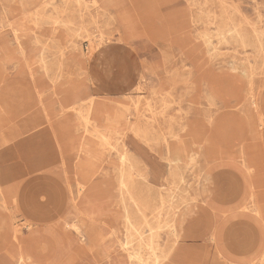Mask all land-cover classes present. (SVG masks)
I'll return each instance as SVG.
<instances>
[{
    "label": "rangeland",
    "instance_id": "374dc122",
    "mask_svg": "<svg viewBox=\"0 0 264 264\" xmlns=\"http://www.w3.org/2000/svg\"><path fill=\"white\" fill-rule=\"evenodd\" d=\"M88 3L0 0V264H141L124 252L141 231L127 211L135 225L141 211L152 220L141 232L156 253L175 241L180 264H235L264 234V157L257 140L236 145L250 137L246 116L264 135V47L253 33L264 31V0ZM227 25L248 41L224 42ZM250 68L256 109L231 108L227 83ZM123 168L134 201L118 191Z\"/></svg>",
    "mask_w": 264,
    "mask_h": 264
},
{
    "label": "bare ground",
    "instance_id": "6f19581e",
    "mask_svg": "<svg viewBox=\"0 0 264 264\" xmlns=\"http://www.w3.org/2000/svg\"><path fill=\"white\" fill-rule=\"evenodd\" d=\"M63 2V1H62ZM73 2L74 3H76V4H78V5H82L83 7H85L86 9H87V6H89V3H88V0H73ZM57 3H59V2H57ZM64 3V2H63ZM65 5V4H64ZM49 7V6H48ZM201 8V7H200ZM221 8V7H220ZM222 9V8H221ZM220 9V10H221ZM68 13V12H67ZM79 14H80V12H79ZM199 17V16H198ZM230 17V16H229ZM50 18V17H49ZM218 18V17H217ZM219 19V18H218ZM81 20V19H80ZM208 20V19H207ZM221 20V19H220ZM258 20V19H257ZM44 21V20H43ZM50 21V20H49ZM46 22V21H45ZM44 22V24H46ZM47 22H48V20H47ZM35 23V22H34ZM50 23V22H49ZM57 23V22H56ZM38 24H39V22H38ZM53 24V23H52ZM55 24V23H54ZM233 24V23H232ZM262 24V23H261ZM40 25H42L41 27H43V24H41L40 23ZM48 25V24H47ZM62 25V24H61ZM256 25H257V23H256ZM46 26V25H45ZM55 26V25H54ZM60 26V25H59ZM58 26V27H59ZM63 26V28L65 27V25H62ZM228 26V25H227ZM69 28H70V26H69ZM73 29V28H72ZM75 29H77V28H75ZM69 30V29H68ZM81 30V29H80ZM86 33V32H85ZM205 33V32H204ZM254 38H255V42L259 45V47L261 48V49H263V47H264V31H262V28H260V27H258L257 28V30H255L254 32ZM216 34V33H215ZM221 34L223 35V40H224V42H226V43H228V42H230V41H238V42H240L241 44H244L246 41H248L247 40V37H246V34L245 33H243L240 29H238L237 27H235V26H231V27H226L224 30H221ZM74 35V34H73ZM79 35V34H78ZM79 37V36H78ZM204 37V36H203ZM80 38V37H79ZM205 41V40H204ZM203 41V42H204ZM93 42V41H92ZM205 43V42H204ZM236 43V42H235ZM41 44V43H40ZM52 44V43H51ZM248 44V43H247ZM249 45V44H248ZM42 46V45H41ZM242 46H244V45H242ZM43 47V46H42ZM57 47V46H56ZM249 47V46H248ZM47 48V47H46ZM44 49V48H43ZM249 49V48H248ZM219 51V50H218ZM253 51H254V49H253ZM259 51V50H258ZM261 51V50H260ZM46 52V51H45ZM54 52V51H53ZM56 53V52H55ZM214 53V52H213ZM217 53V52H216ZM215 53V54H216ZM45 54V53H44ZM259 54V53H258ZM42 55V54H41ZM214 55V54H213ZM233 55H235V54H233ZM245 55H246V53H245ZM257 55V54H256ZM233 57V56H232ZM236 57V56H235ZM41 58H43V57H41ZM40 58V59H41ZM237 58H238V56H237ZM264 58V57H263ZM38 59V58H37ZM44 59V58H43ZM42 59V60H43ZM47 59V58H46ZM53 59V58H52ZM213 59V58H212ZM239 59V58H238ZM39 60V59H38ZM57 60V59H56ZM46 61V60H45ZM42 62V61H41ZM47 62V61H46ZM248 63H249V61H248ZM258 63H259V61H258ZM260 63H262V62H260ZM44 64H46V63H44ZM257 64V63H256ZM46 65H48V64H46ZM249 65V64H248ZM263 65V64H262ZM255 66V65H254ZM257 66V65H256ZM264 66V65H263ZM45 67H47V66H45ZM49 67H51L50 66V64H49ZM250 67H251V64H250ZM262 67V66H261ZM56 68V67H55ZM252 68V67H251ZM248 69V70H246V69H243L242 71H241V73L242 74H240V80H236L235 82H229V83H227L228 84V86H230L232 89H233V91H235L236 93H235V95L234 96H232L233 98H235V104L233 105V107H231V106H229V105H227V107L229 106V107H231V108H239V107H242L243 106V101H245L246 102V104L245 105H250V106H253L254 107V109L253 110H255L256 109V101L254 100V91H253V87H254V71L252 70V69ZM259 68V67H258ZM263 68V67H262ZM261 68V69H262ZM42 69V68H41ZM52 69H53V67H52ZM65 69V68H64ZM255 69V68H254ZM44 70V69H43ZM51 70V69H50ZM60 70V69H59ZM62 70H63V68H62ZM261 71V70H260ZM46 72H47V70H46ZM61 72V71H60ZM260 73V72H259ZM58 76V75H57ZM84 81L85 82H89L90 81V79H89V76L87 75L85 78H84ZM92 85V84H91ZM32 88L35 90L37 87H36V85L33 83L32 84ZM225 91V90H224ZM225 93H227L226 91H225ZM228 95V97L229 98H232L229 94H227ZM171 106V105H170ZM246 114V113H245ZM247 117V124H245V126L249 129V134H250V137L249 138H246L242 133H240L239 134V136H237V140H236V145L239 147V149L240 150H243L244 149V147H245V142H247L248 141V139L249 140H252V139H254V140H257L258 141V143H259V148H260V152H261V156L262 157H264V135H263V133H260V131L256 128V126H255V123L251 120V117L250 116H246ZM132 119H133V117H132ZM126 121H127V119H126ZM128 122H126V124H127ZM129 125V124H128ZM130 127V126H129ZM131 128H133V127H131ZM180 129V128H179ZM135 130V129H134ZM172 130V129H171ZM131 131H132V129H131ZM134 134V133H133ZM172 135V134H171ZM146 136H147V134H146ZM162 137V136H161ZM150 138V137H149ZM148 138V139H149ZM152 138V137H151ZM175 138V137H174ZM179 138V137H178ZM146 139H147V137H146ZM150 140V139H149ZM158 140H160L159 138H158ZM153 141V140H152ZM177 141V140H176ZM138 142V141H137ZM201 142H203V144L204 145H206L208 142H209V138L208 137H206V138H203V141H201ZM158 143V142H157ZM117 144H119V143H117ZM147 145V144H146ZM161 145V144H160ZM117 146V145H116ZM158 146V145H157ZM162 146V145H161ZM124 146L122 145V147H121V149L123 148ZM115 148V147H114ZM125 149V148H124ZM162 149V148H161ZM113 150V148L111 149V151ZM123 150V149H122ZM158 150V149H157ZM167 150V149H166ZM115 151H116V149H115ZM125 153V152H124ZM170 153H172V152H170ZM178 154V153H177ZM168 156V155H167ZM174 156H176V154L174 155ZM173 156V157H174ZM190 156H191V154H190ZM130 157V156H129ZM131 157H134V156H131ZM121 161L122 162H127V161H129V159L126 157V156H123V158H122V156H121ZM134 160H133V162H136L137 161V159L135 160V158H133ZM181 159V158H180ZM131 160V159H130ZM166 160V159H165ZM120 161V162H121ZM119 162V163H120ZM167 163H168V161H166ZM128 163V162H127ZM130 163V162H129ZM170 163V162H169ZM181 163V162H180ZM122 164V163H121ZM124 164V163H123ZM135 163H130V165H134ZM136 164H137V162H136ZM127 165V164H126ZM138 165H140V164H138ZM170 166V165H169ZM174 166V165H173ZM176 166V165H175ZM174 166V168H176ZM43 167V166H42ZM134 167H137V166H133V168ZM141 168V167H140ZM146 168V167H145ZM145 168H144V170H145ZM192 168V167H191ZM115 169V168H114ZM135 169V168H134ZM138 168H136V170H137ZM171 169H173V168H171ZM170 169V170H171ZM126 170H127V168H126ZM125 170V171H126ZM139 170V169H138ZM147 170V169H146ZM172 171V170H171ZM174 171V170H173ZM179 171V170H178ZM116 172H118V170L116 169ZM138 173L140 172V170L139 171H137ZM176 177H177V175L179 174L178 172H177V169H176ZM130 173V171H128V174ZM142 173H143V170H142ZM130 174H132V173H130ZM129 174V176H131ZM140 174V173H139ZM145 174V173H144ZM118 175V174H117ZM121 177H120V179H118L119 181H118V184L117 185H119V189H118V191H121V197L123 198L122 200H125V202H126V199H129V200H133L134 201V196L132 195V192H131V190L132 189H130L129 187H131L130 185H129V183L127 182V181H129L130 179H131V177H130V179H128V180H126L125 179V177L127 176L128 177V175H126L125 176V172H124V168H123V170L121 169L120 170V174H119ZM119 175H118V178H119ZM136 175V174H135ZM142 175V174H141ZM140 175V176H141ZM167 175H169V174H167ZM125 176V177H124ZM172 176H174V175H172ZM146 177V176H145ZM145 177H143V178H145ZM169 177V176H168ZM117 178V177H116ZM137 178V177H136ZM174 178V177H173ZM146 179V178H145ZM117 180V179H116ZM133 180H136V179H133ZM174 180V179H173ZM138 181H139V178H138ZM134 182H137V181H134ZM133 182V183H134ZM117 183V182H116ZM132 183V182H131ZM176 183V182H175ZM174 183V184H175ZM179 184H180V182H178ZM86 184L87 183H82V184H79V185H82L84 188H85V186H86ZM139 184H144V183H139ZM146 184H148V183H146ZM132 185V184H131ZM136 184H134V186H135ZM140 185V186H141ZM172 185V184H171ZM139 186V185H138ZM139 186V187H140ZM142 186H144V185H142ZM146 186H148V185H146ZM146 186H145V189H147L146 188ZM175 186H177V185H175ZM7 187L8 186H6V187H4V188H2V187H0V196H3V193L5 194V195H7ZM133 187V186H132ZM138 187V188H139ZM172 188V187H171ZM179 188V187H178ZM178 188H177V190H178ZM197 188V187H196ZM134 190H135V188H133ZM137 189V188H136ZM24 188H20L19 189V191H17V192H15L14 194H16V200H17V203L18 204H20V208H21V211L23 212V214L26 216V217H31L30 215H31V209H30V205H29V203H28V201L27 200H25V196L28 194V190L29 189H27V190H25ZM83 190V189H82ZM139 190H141V188L139 189ZM165 190V189H164ZM184 190V189H183ZM117 191V190H116ZM146 191V190H145ZM144 191V192H145ZM161 191V190H160ZM170 191V190H169ZM135 192H136V190H135ZM147 192V191H146ZM171 192V191H170ZM133 193H134V191H133ZM141 193V192H140ZM148 193V192H147ZM179 193H180V191H179ZM182 193H183V191H182ZM184 193H186V192H184ZM183 193V194H184ZM135 194V193H134ZM143 194V196H144V194L145 193H142ZM155 194V193H154ZM167 194L168 193H166V196H167ZM187 194V193H186ZM184 195V196H187V195ZM197 194V193H196ZM141 195V194H140ZM146 195V194H145ZM171 195V194H170ZM178 195V194H177ZM142 196V197H143ZM146 196H148V195H146ZM120 197V198H121ZM145 197V196H144ZM168 197H169V194H168ZM167 197V198H168ZM182 197H183V195H182ZM146 198V197H145ZM144 198V199H145ZM148 198V197H147ZM154 198V197H153ZM158 198V197H157ZM162 198V197H161ZM186 198V197H185ZM142 199V198H141ZM156 199V198H155ZM169 199H170V197H169ZM179 199V198H178ZM177 199V200H178ZM184 198H182V200H183ZM188 199V198H187ZM257 197H256V187L255 186H252L251 188H250V191H249V200H250V202L254 205V210H255V212H256V214L258 215V216H260V214H261V208H260V206H259V204L257 203ZM120 200V199H119ZM147 200V199H146ZM149 200V199H148ZM160 200V199H159ZM157 201V202H159L160 204H161V200L160 201ZM173 200V199H172ZM176 200V201H177ZM181 200V199H180ZM121 201V200H120ZM120 201H119V203H120ZM137 201V200H136ZM135 201V202H136ZM125 202L123 201V203H122V201H121V203L120 204H125ZM142 202V201H141ZM144 202V201H143ZM142 202V204H144ZM154 202V201H153ZM152 202V203H153ZM173 202V201H172ZM178 202V201H177ZM185 202H187V201H185ZM158 203V204H159ZM169 203H171V202H169ZM168 203V204H169ZM127 204V203H126ZM150 204V203H149ZM154 204V203H153ZM155 204H157V203H155ZM186 204V203H185ZM133 205L135 206V209H137L136 208V205L135 204H132V206L129 204L128 205V207L130 206V207H132L133 208ZM178 205V204H177ZM184 205V204H183ZM149 206V205H148ZM152 206H155V205H152ZM152 206L150 205V207H148V209L150 208V209H152ZM160 206V205H159ZM162 206V205H161ZM181 206H182V204H181ZM124 207H126V206H124ZM157 207H158V205H157ZM165 207V206H164ZM174 207V206H173ZM122 208V207H121ZM154 209H155V207H153ZM159 208V207H158ZM157 208V209H158ZM166 208V207H165ZM26 209H27V211H26ZM123 209V208H122ZM126 209V208H125ZM135 209H133V210H135ZM139 209V208H138ZM141 209V208H140ZM140 209H139V211H140ZM150 209H149V211H150ZM154 209H152V210H154ZM157 209L156 210H154V211H157ZM171 209V208H170ZM168 210V209H167ZM176 210V209H175ZM137 211V210H136ZM139 211H137V213L139 212ZM148 211V210H147ZM149 211H148V213H149ZM153 211V212H154ZM172 211V210H171ZM152 212V213H153ZM160 212H161V210H160ZM169 212H170V210H169ZM129 213H130V211H129ZM128 213V211H127V213H126V217H125V222H126V225L130 228V229H132L133 231H139V230H141L142 231V229L146 226V225H148L149 226V223L152 221H150L149 222V215H148V221L146 220V217H147V215L143 212V211H141V216H140V224H137V225H135L136 223H134L133 224V221H135L133 218L134 217H137L138 215H135V212L133 211V212H131V213H134V215L135 216H133V214H131L132 216H133V218L131 217V215ZM155 213V212H154ZM162 213V212H161ZM164 213V212H163ZM165 213H166V210H165ZM170 214H171V212H170ZM151 215V214H150ZM169 215V214H168ZM152 216V215H151ZM164 216H165V214H164ZM170 217V216H169ZM154 219V218H153ZM156 219V218H155ZM159 219V218H158ZM166 219H168V218H166ZM157 220V219H156ZM165 220V219H164ZM137 221V220H136ZM171 221V220H170ZM169 221V222H170ZM149 222V223H148ZM156 222V221H155ZM169 222H167V223H169ZM172 222V221H171ZM170 222V223H171ZM152 223L153 222H151V226H152ZM159 223V222H158ZM165 223V222H164ZM173 223V222H172ZM157 225V224H156ZM173 225V227H174V224H171V226ZM169 226H170V224H169ZM169 226H168V228H169ZM153 227V226H152ZM152 227H149V228H152ZM157 227V226H156ZM155 227V228H156ZM161 227V226H160ZM73 228H75L74 226H73ZM147 228V227H146ZM154 228V227H153ZM152 228V229H153ZM163 228H164V230H165V228H166V226L164 227L163 226ZM167 228V229H168ZM171 228V227H170ZM170 228H169V230L168 231H170ZM145 229V228H144ZM161 229V228H160ZM166 229V230H167ZM77 230V229H76ZM154 230H156V229H154ZM159 229H157V231H158ZM162 230V229H161ZM33 231V230H32ZM140 231V233H139V240H138V242H137V245H136V247H134V246H132L131 245V242H126L125 244H123L124 245V252H126V254H127V257H129V258H131V259H137L138 261H141V264H148V263H146V262H144V261H142V259L140 258V257H142V253L143 252H148L152 257H157V260H158V262H157V264H159L160 263V261H161V258H162V260L164 259V260H166L167 261V263L168 264H180V262H179V258L178 257H181L180 255H178V254H176L175 253V251H176V248H174V244H175V241H173L170 245H169V247L168 248H166L165 250H162V251H158V253H156L155 252V249H157V246H156V244H155V242H154V240H153V236L149 233V236H147V237H145L144 236V234H145V232H141ZM168 231H167V233H168ZM31 232V231H30ZM149 232V231H148ZM176 233V232H175ZM31 234H33V232H31ZM155 234H156V232H155ZM151 235V236H150ZM171 236V235H170ZM124 237H126V236H124ZM126 240V239H125ZM134 241V240H133ZM160 247V246H159ZM121 248V247H120ZM150 251V252H149ZM194 257H196V256H194ZM234 257H237V258H235V260H233L234 261V263L235 264H264V234L263 235H261V238H260V240H259V244L255 247V248H253V250L251 249V250H249V251H247L246 249H242V250H240L239 251V253L237 252L236 254H235V256ZM151 258V257H150ZM128 259V258H127ZM155 260V259H154ZM153 262V261H152ZM139 264V263H138Z\"/></svg>",
    "mask_w": 264,
    "mask_h": 264
},
{
    "label": "crops",
    "instance_id": "0c3cea01",
    "mask_svg": "<svg viewBox=\"0 0 264 264\" xmlns=\"http://www.w3.org/2000/svg\"><path fill=\"white\" fill-rule=\"evenodd\" d=\"M98 95H99V93H98ZM1 240V239H0ZM2 241V240H1Z\"/></svg>",
    "mask_w": 264,
    "mask_h": 264
}]
</instances>
